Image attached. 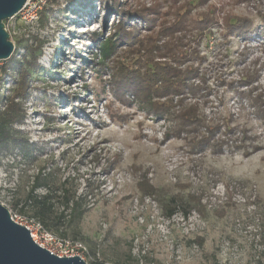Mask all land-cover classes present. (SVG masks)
I'll return each instance as SVG.
<instances>
[{"label": "rangeland", "instance_id": "rangeland-1", "mask_svg": "<svg viewBox=\"0 0 264 264\" xmlns=\"http://www.w3.org/2000/svg\"><path fill=\"white\" fill-rule=\"evenodd\" d=\"M58 2L40 12L49 18L44 29L40 20L5 22L15 46L34 35L45 44L27 88L25 118L14 127L36 145V160L25 164L18 149L0 154V202L33 219L12 205L34 177L47 176L57 190L66 182L69 194L76 189L87 212L67 234L84 237L87 264H264L256 236L261 223L252 215L256 202L264 204V0ZM114 3L121 17L129 15L126 31L153 51V63L137 64L135 53L119 46L105 70L91 66L92 39L116 32L119 18L105 14ZM49 5L53 13L44 10ZM241 25L242 35L235 33ZM16 48L12 62L24 53ZM6 63L0 62V110L18 86L15 67L2 73ZM168 67L186 76L183 95L180 76L170 77ZM139 74L162 88L136 94L145 78ZM192 109L198 116H184ZM145 177L160 198L197 194L203 203L232 208L222 220L203 221L196 213L168 220L157 199L140 191ZM197 236L206 239L204 248L187 247Z\"/></svg>", "mask_w": 264, "mask_h": 264}, {"label": "trees", "instance_id": "trees-1", "mask_svg": "<svg viewBox=\"0 0 264 264\" xmlns=\"http://www.w3.org/2000/svg\"><path fill=\"white\" fill-rule=\"evenodd\" d=\"M66 2H73L75 0H65ZM52 5H59L58 0H53L51 2ZM52 5L47 6L44 10L53 13L54 10L52 9ZM118 6L117 3L113 4V7H108L106 13L115 12V16L119 18L118 25L116 24V32L114 35L110 34V38L105 41H101L99 39H92L94 41L95 51H91V55H93V60H91V66L98 68V71H103L106 69L107 64L110 63L111 59L118 55L120 52L118 51L119 46H125V49L122 53H135L133 57V62L137 61V64L141 61H149L153 51L146 47L145 41L137 38L134 36V32H127V17L129 16L126 14L124 17H121V14L124 12L121 9L115 8ZM116 9V10H115ZM45 13L41 14L40 17V28L44 29L48 26V16L44 15ZM143 25L146 23L147 20L144 18H140ZM235 24H232L233 26ZM236 28L235 33H240V35L245 34L243 31L246 28L245 25L238 26ZM249 29V28H248ZM19 45L24 49V53L22 55V59L19 61L12 62V59L15 57L16 53L12 55V57L7 61L5 67L2 68V73L5 74L9 68H16L18 73V86L14 90V94L7 98L5 106L2 110H0V154L4 155V153L12 154L15 149H18L19 152L16 154V158H20L25 162V164L33 163L36 159L34 151L36 150V145L29 144L28 139L24 135L23 132L15 129V125L21 124L25 118V111H24V100L25 96L27 95V88L29 86L31 75L38 73L40 69L38 68L37 62L41 56V49L45 44V39L40 38L38 35H34L30 37V40L25 42L19 41ZM136 49V52H135ZM18 51V49L16 48ZM122 51V50H121ZM74 52H72L73 54ZM143 54H147L148 57L141 56ZM74 55V54H73ZM135 64V63H133ZM154 65V64H152ZM152 67V66H151ZM155 67V66H154ZM151 69V68H149ZM133 67H127L124 70V73L132 72ZM155 71V69H152ZM168 73L170 77H179V82H176V88L180 89L178 93L184 94L185 93V75H181L179 71L173 70L172 68L168 67ZM157 71L153 72L151 75H159ZM141 77H145L144 80H140V85L136 87L138 90V95L144 94H156L157 89H161L162 86L156 83L157 79L153 78L152 76H147L146 74H139ZM162 75V74H161ZM243 81L247 79H242ZM187 82V81H186ZM118 86V85H117ZM168 86H171L169 83ZM123 94V88L119 92ZM133 93V92H132ZM149 96V95H148ZM1 101V96H0ZM195 107H199L196 104ZM198 112L200 110L192 109V112L184 114V116H198ZM213 130V129H210ZM211 132V131H210ZM212 133V132H211ZM243 139L248 137V134L245 129L242 130ZM233 137L235 134H232ZM242 139L241 145L242 147H246V141ZM208 137H203L200 142L204 143L207 142ZM219 152L220 147H215ZM254 150L257 147H254ZM41 176L34 177L33 185L31 186L30 190L26 192V194L21 197L17 198V200L13 203L12 208L18 211L20 214L27 215L30 218H33L40 222L43 227L48 230L49 232L54 233L62 238H68L67 229L73 226V224L81 223L84 215L87 212V203L86 197L81 195H77L76 189H73L72 193L69 194L66 186L67 183L65 182L61 188L58 190L53 187V182H50V179L45 176L41 182ZM50 183V184H49ZM44 188L46 189V194L43 196H39L36 194L38 189ZM140 191L147 195L148 197L155 198L161 205V209L164 211V217L168 220L172 219L175 215L181 214L183 218L187 219L192 213L198 214L201 220L207 221L209 217H215L218 220H222L228 215V211L232 208L229 202L221 203L215 207H213L210 203L205 202L203 195L197 194H189L187 196H175L170 199L167 198H160L161 195L157 196V192L154 188H152L146 177L144 181L139 184ZM62 189V190H61ZM59 194V195H58ZM256 210L253 211L252 215L255 219L261 223V230L256 235L260 237L259 244L264 246V204L255 203ZM212 206L209 210V207ZM73 240L84 239L83 236H80L79 233L72 234ZM85 240V239H84ZM206 243V239L202 236H197L193 240H189L187 242V247H192L196 245L198 248L203 249ZM264 255V252L262 253ZM97 264V263H92Z\"/></svg>", "mask_w": 264, "mask_h": 264}, {"label": "water", "instance_id": "water-1", "mask_svg": "<svg viewBox=\"0 0 264 264\" xmlns=\"http://www.w3.org/2000/svg\"><path fill=\"white\" fill-rule=\"evenodd\" d=\"M27 0H0V62L8 61L16 50L5 22L18 15ZM0 264H87L78 256L59 258L37 245L30 231L12 220L0 202Z\"/></svg>", "mask_w": 264, "mask_h": 264}, {"label": "built area", "instance_id": "built-area-1", "mask_svg": "<svg viewBox=\"0 0 264 264\" xmlns=\"http://www.w3.org/2000/svg\"><path fill=\"white\" fill-rule=\"evenodd\" d=\"M52 1L53 0H27L22 11L10 20L19 19L20 23H28L32 21L38 22L40 20V12L47 3ZM5 28L9 34L10 40L15 44L13 40L14 36L11 33L9 25L5 24ZM9 211L11 213L12 220L17 224L26 227L30 231L33 241L41 248L50 252V254L59 258H71L78 256L86 262V257L89 256V251L86 245L81 241L62 238L46 230L37 220L23 218L13 214L11 210Z\"/></svg>", "mask_w": 264, "mask_h": 264}]
</instances>
